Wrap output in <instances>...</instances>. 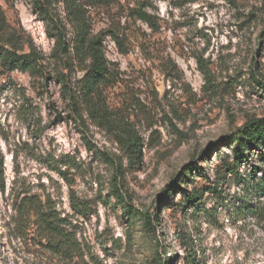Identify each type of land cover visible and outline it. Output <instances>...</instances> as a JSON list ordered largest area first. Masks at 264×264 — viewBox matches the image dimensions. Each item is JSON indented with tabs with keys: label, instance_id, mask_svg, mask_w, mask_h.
Segmentation results:
<instances>
[{
	"label": "rangeland",
	"instance_id": "rangeland-1",
	"mask_svg": "<svg viewBox=\"0 0 264 264\" xmlns=\"http://www.w3.org/2000/svg\"><path fill=\"white\" fill-rule=\"evenodd\" d=\"M89 1L114 69L95 111L74 102L67 0H0V45L33 61L0 74V264H264V152L232 139L264 116V0ZM26 190L51 197L73 256L15 236Z\"/></svg>",
	"mask_w": 264,
	"mask_h": 264
},
{
	"label": "trees",
	"instance_id": "trees-1",
	"mask_svg": "<svg viewBox=\"0 0 264 264\" xmlns=\"http://www.w3.org/2000/svg\"><path fill=\"white\" fill-rule=\"evenodd\" d=\"M79 1L67 0L69 12L76 26L73 45L74 55L71 59L83 64V68L86 70V74L82 79V86L76 92L74 102L75 104L86 103L91 110L95 111L96 106L101 105L99 101L103 97V85L113 78L114 69L106 55L102 38L92 33L91 23L87 18L84 5H81ZM89 2L100 3L104 0H90ZM136 12L150 26L155 25L154 16L148 11ZM54 34L58 40L62 39L60 31L54 32ZM114 36L118 38L117 34H114ZM68 55L70 54L68 53ZM36 61L35 59V65ZM199 61L201 64L203 63L202 59H199ZM32 62L25 55H19L0 45V74L3 73L4 67L26 68ZM201 67L208 77L207 69L202 65ZM232 139L239 146L236 151L237 158H240L241 153L243 154L245 150L261 149L264 152V116L247 121L242 128L232 135ZM140 146V138L136 136L133 142H129L128 150L133 154L137 151L141 154ZM262 182H264V178ZM0 189L3 192L6 191L5 165L2 153H0ZM115 194L122 198L118 189L115 190ZM12 205L14 212L11 217L12 221H15V236L34 242L35 239L46 240L48 245L52 247L65 245L70 250H65V254L73 256L74 247L77 244L75 236L65 229L66 219L57 211L51 197L45 198L39 193L28 190L14 192Z\"/></svg>",
	"mask_w": 264,
	"mask_h": 264
}]
</instances>
